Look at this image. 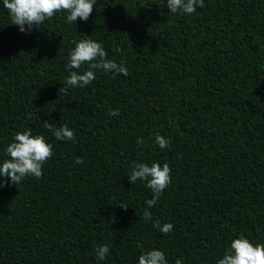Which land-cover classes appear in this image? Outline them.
Here are the masks:
<instances>
[{
	"label": "trees",
	"instance_id": "obj_1",
	"mask_svg": "<svg viewBox=\"0 0 264 264\" xmlns=\"http://www.w3.org/2000/svg\"><path fill=\"white\" fill-rule=\"evenodd\" d=\"M166 2L96 0L86 21L61 11L22 33L0 0V163L28 129L53 153L39 179L0 188V264H138L153 249L168 264H217L240 235L264 244V0H204L191 15ZM81 39L128 75L96 70L59 97ZM134 162L171 169L154 207L145 182L128 180Z\"/></svg>",
	"mask_w": 264,
	"mask_h": 264
},
{
	"label": "clouds",
	"instance_id": "obj_2",
	"mask_svg": "<svg viewBox=\"0 0 264 264\" xmlns=\"http://www.w3.org/2000/svg\"><path fill=\"white\" fill-rule=\"evenodd\" d=\"M96 0H3V6L8 10L13 25L18 26L22 33L30 32L34 28L39 29L46 19H50L55 13L66 11L67 22L75 23L77 18L86 21L93 12V5ZM204 7V0H167L166 7L170 13H181L191 15L197 7ZM27 25V29L25 28ZM75 45L68 54L66 69L69 75L62 87L58 89L59 97L67 96L70 88L84 87L90 85L96 78V70L106 73L128 75V69L124 63L115 62L107 58V53L103 46L91 39H81L72 41ZM119 51V49H117ZM82 65H87V70L83 73L73 71L80 69ZM31 115V114H30ZM109 115H119V109H110ZM44 127L52 132L57 140L71 141L74 139V132L66 125L53 127L44 121ZM138 144H143L142 139H137ZM155 143L161 149L170 147V140L155 135ZM8 159L0 163V188L6 183L18 185L26 176H34L39 179L42 176L43 164L52 156V145L45 141L43 135H32V130L16 132L13 141L8 144L6 150ZM76 164H82L83 160L77 158ZM171 169L168 164L153 162L150 166L145 163H133L128 180L134 184L137 180L144 181L145 186L153 193L152 199L146 201L147 207L156 205L163 191L171 183ZM127 209V207L120 205ZM143 217L146 221L151 220L152 213L145 209ZM154 228H158L162 233H169L173 229L171 223L161 225L160 221H155ZM142 247V245H137ZM98 260H104L109 254V247L101 245L95 248ZM138 264H168L164 253L153 249L142 252L138 257ZM175 264H181L177 259ZM217 264H264V244L251 243L245 236L240 235L232 239L230 246L223 252L222 258Z\"/></svg>",
	"mask_w": 264,
	"mask_h": 264
}]
</instances>
